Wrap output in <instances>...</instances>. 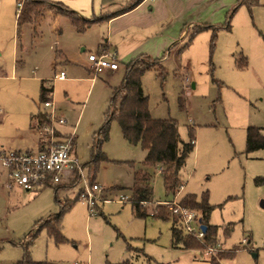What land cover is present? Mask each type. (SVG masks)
Returning <instances> with one entry per match:
<instances>
[{
  "label": "rangeland",
  "instance_id": "374dc122",
  "mask_svg": "<svg viewBox=\"0 0 264 264\" xmlns=\"http://www.w3.org/2000/svg\"><path fill=\"white\" fill-rule=\"evenodd\" d=\"M148 17L151 28L146 34L138 31L137 45L151 47L149 57L160 61L164 75L146 71L141 86L151 118L175 120L182 142H188L190 135L194 138V148L179 172L183 186L172 196L166 193L162 176L151 170L152 199L142 207L149 215L135 217L128 199H120L128 196L127 187L134 171L142 167L144 151L139 145H128L112 121L109 139L102 146L109 161L99 165L94 178L105 189L96 206L90 211L78 197L85 183L97 184H90L86 177L58 195L62 201L77 194L61 219L62 243L49 238L45 227L33 240L26 237L38 220L44 219L43 224L59 211L53 189L25 191L16 185L4 186L7 182L0 177V264H16L25 249L33 261L53 264H209L208 254L220 248L232 254L219 264H264V208L260 206L264 149L245 152L246 129L264 128V0L251 9L237 0H156ZM60 20L68 24L63 17H46L35 28L24 25L19 32L12 20L5 19L0 26V110L8 117L0 123V141L20 135L29 114L45 111L38 99L39 80L44 78L52 85L50 100L56 114L65 119L57 127L65 135L76 136L72 152L82 165L90 158L93 132L103 124L113 89L120 85L125 64L131 60L123 61L112 50L116 72L89 80L87 55L95 52L105 25L83 34L69 21L85 38V52L70 44L71 62L53 71L56 43H69L66 34L59 38L54 29L61 27ZM227 24L229 31L224 29ZM194 25L207 28L196 32ZM154 38L157 44L152 47ZM240 56L246 61L242 70L235 64ZM79 70L83 76L74 73ZM55 71H63L66 79L55 80ZM0 170H6L1 162ZM204 193L214 207L209 223L216 227V245L199 253L172 247L171 223L151 213L158 204H165L158 202H179L189 194L200 199ZM129 244L142 251L129 252Z\"/></svg>",
  "mask_w": 264,
  "mask_h": 264
},
{
  "label": "trees",
  "instance_id": "16d2710c",
  "mask_svg": "<svg viewBox=\"0 0 264 264\" xmlns=\"http://www.w3.org/2000/svg\"><path fill=\"white\" fill-rule=\"evenodd\" d=\"M21 2V9L17 14L16 26L17 31L26 24H34L46 10L58 9L64 15L68 16L76 29L81 32L84 31L91 23L76 18L72 12L64 11L61 4L49 2L47 0H17ZM258 0H240V5H245L251 9L257 5ZM120 13V12H117ZM116 15V14H113ZM204 28H195L198 32ZM229 30V24L224 28ZM236 67L242 70L246 61L240 56V59L235 62ZM149 70H154L160 77H163L164 70L161 67L158 59H150L146 57H139L131 60L125 65V73L122 82L115 87L109 101V107L104 115L103 124L94 132L90 147V158L83 164V169L86 172V178L90 184L94 183L95 175L99 170V165L102 162L109 160L102 151V145L109 139L110 124L116 121L123 139L129 145H139L144 151L145 156L141 163V169H138L133 174V182L129 188L128 201L131 203L135 217L145 218L149 214L145 213L142 207L149 204L152 199V173L149 169H156L162 167L161 176L165 191L175 194L182 187V180L179 175L183 168L186 158L194 148V138L190 135L188 142H182L178 133L177 122L173 119H153L148 111V97L144 95L141 88V77ZM52 87H46L44 83L41 84L39 102L44 103L50 101ZM33 118L37 119L38 124L46 121V113L38 111ZM264 149V128L248 127L246 129L245 138V152ZM133 165V164H132ZM75 180H80L75 172H70ZM64 175L62 176V178ZM62 180V179H61ZM259 183L263 179L258 180ZM61 182L54 184V201L57 204L59 211L48 218V220L40 224L39 227L27 234V239L33 240L36 233L45 227L48 237L53 239L56 243H62L65 238L61 233V219L65 212H67L77 197L73 200H66L61 202L58 198V190ZM47 187H51L50 185ZM46 188V187H45ZM177 205L185 210L192 211L196 214L197 222L204 225L206 230L201 240L195 238L193 235L184 233L180 218L167 209L166 205L158 204L155 211L150 216L160 219L162 221H172V246L181 247L183 249L202 250L210 246L216 245V227L209 224L210 214L214 207L208 203L207 195L204 193L200 199L195 195L184 196ZM128 250H132L128 245ZM140 251V250H139ZM232 252L225 250H216L215 254L210 255L209 264H219L221 259L230 256ZM16 264H53L47 261L36 262L33 261L25 249L24 255ZM119 264H131L125 261Z\"/></svg>",
  "mask_w": 264,
  "mask_h": 264
},
{
  "label": "crops",
  "instance_id": "0c3cea01",
  "mask_svg": "<svg viewBox=\"0 0 264 264\" xmlns=\"http://www.w3.org/2000/svg\"><path fill=\"white\" fill-rule=\"evenodd\" d=\"M47 1L61 4L64 11L72 12V14L76 18H79V19L84 20V21L93 22L84 30L85 32L83 31L84 33L81 31V33H83V34H85L89 30L98 29V28H94V27H104V25H105L106 33H104L105 35H103V33H102L101 37L97 38V43L94 47L95 51H97L98 48H100V47H103V48L107 49L108 51L114 50L119 54L120 59H122L125 62L139 58V57L150 58L149 56H153V53H152L153 51H150L151 47H146V48H148V50H149L148 51L147 49L140 48L137 45V42L140 41V39L137 40V38L140 37L138 35V31H143L146 34L145 30L151 28V20L149 19L148 16L150 13L153 12L155 4H156V0H47ZM237 2L239 3L240 0H237ZM18 3H21V2H19L17 0H0V26H2V24H4V20L7 19L8 23L9 22L11 23V20H12L14 26L17 27L16 26L17 14H18L19 10L21 9V7L20 8L18 7ZM14 6H16L15 13H13ZM117 12H120V13H117ZM113 14H116V15H113ZM46 17L55 18V19H57V17H63L64 19H66L68 21V24H66V22H63V20H60L61 22H59V24L61 27L54 28V29L59 31V33H58L59 38H63L65 36V34L69 38V43H65V42L62 43L59 40L56 43L57 52L55 53V57L53 59V62L51 63L52 69L54 71L58 65L71 62L70 44L72 46H74L75 48L79 49L80 53L85 52V47H84L85 38H82V36H80V33L76 32L74 30V27L72 25H70V22H71L70 18L68 16L62 14V13H59V11H57V9H50V10L44 11V13H42L40 18L34 24H26V25H31L35 28L37 25H39L40 22H43ZM118 22H120L121 24H116ZM193 28H204V25H194ZM63 29H64V33H63ZM229 30H227V31H229ZM133 40H135V42H133ZM152 41L153 42H152L151 46L155 47L157 44V41L155 42V38ZM150 59H152V58H150ZM86 68H87V66H86ZM86 71L90 74L89 80L93 81L97 75H93L89 71L88 68ZM107 71H109V70H106L104 72H107ZM110 72H116V70L110 71ZM55 73H58V72L55 71L53 76L55 75ZM74 73L80 74L81 76L84 75V72H82V70L75 71ZM36 78L39 79L40 77H36ZM65 79H66V76H65ZM83 79H86V78H84V77L75 78V80H83ZM64 80H57V81H64ZM42 83H44V85L46 87H49V86L52 87L51 83H48L44 78H41L39 80V85H38V99H39L40 87H41ZM141 88H142V86H141ZM142 91H143V89H142ZM40 112H44V111H40ZM35 114L34 113L29 114V117H28L27 122L25 123V126H21V130L19 131V132H21L20 135H18L17 137H15L13 139H8L7 141H0V153L6 152L9 150L34 151L35 152L41 148V144L43 143V140L45 139V137L41 136L38 132L37 126L39 124L37 122V119L32 117ZM7 118H8L7 114L3 113L0 110V123H2L3 121L5 122L7 120ZM58 131L60 134L66 136L65 134H63L59 130V128H58ZM94 132H93V134H94ZM71 137H73V143H72V151H73L75 144H76V136H74V134H71ZM26 145H28L29 147H27ZM22 147H27V148L21 149ZM72 156H74L73 152H72ZM144 156H145V153H144ZM81 166H83V164ZM139 169H141V168H139ZM151 170L152 169H149L150 172H151ZM154 170L157 171L161 175L162 167H157ZM135 171H137V170H135ZM83 175L85 178L86 172L84 169H83ZM0 177H3L2 179L4 180V182H7V184L4 183V186L6 185L8 187H12L13 184H11L9 179H8L7 170H3V171L0 170ZM73 178L74 177L71 175L70 172H66L64 174V177L60 181L61 186L58 190V195L61 191L68 190L71 187H73V184L77 181V180L74 181ZM1 180H0V183L2 182ZM132 182H133V176H132ZM95 183H97V182H95ZM131 185H132V183H131ZM131 185L129 187H127L128 188V196L130 194L129 188L131 187ZM50 186L53 189V199H54V186H52V185H50ZM182 186H183V184H182ZM110 188H112V187H110ZM110 188H108V189L110 190ZM113 188H114V190L119 189V187H117V186H113ZM166 193H168V192H166ZM168 194H171V193H168ZM175 194H171V195L174 196ZM76 195L73 199L76 198ZM58 198H59V196H58ZM73 199L64 198L62 201L60 199L59 200L61 202H65L66 200L71 201ZM171 202H174V201L169 200V201H161L158 203H171ZM175 203H178V202H175ZM132 210L134 211L133 207H132ZM97 211L99 213V208H97ZM133 213L135 216V211ZM52 215H54V214H52ZM52 215L47 216V218H45V219H48ZM42 220H44V219H40L37 221V223H35L34 228L31 230V232L35 231L39 227L38 224ZM169 222L171 223L170 238H171V245H172L171 230H172L173 225H172L171 219L169 220ZM175 248H177V247H175ZM139 250L142 251L141 249H135V248H132V250H130V251L128 250V251L129 252L135 251L136 253H140ZM205 254H208V253L206 252ZM208 255L210 257L211 254H208ZM123 262H125V261H123Z\"/></svg>",
  "mask_w": 264,
  "mask_h": 264
},
{
  "label": "built area",
  "instance_id": "2783aa9c",
  "mask_svg": "<svg viewBox=\"0 0 264 264\" xmlns=\"http://www.w3.org/2000/svg\"><path fill=\"white\" fill-rule=\"evenodd\" d=\"M21 7V3H18ZM87 68L93 75H98L106 70L115 71L118 66L116 54L100 47L97 51L87 55ZM55 80H64L65 73L59 71L54 75ZM45 108L46 121L37 126L38 132L45 139L41 148L37 151H6L0 153L1 165L7 170L11 184L25 191H38L49 185L61 181L66 172H75L81 179H85L83 168L72 156L71 134L66 137L59 133L57 126L65 124V119L56 114L51 101L42 103ZM50 110V111H48ZM86 182V181H85ZM79 194V199L85 201L90 211L96 206L97 197L103 193L98 184H84ZM122 197L120 201H125ZM167 209L178 215L184 233L193 235L195 238H203L204 232L200 230L196 214L180 208L177 203H165ZM214 250L209 249L208 253Z\"/></svg>",
  "mask_w": 264,
  "mask_h": 264
},
{
  "label": "water",
  "instance_id": "95a60500",
  "mask_svg": "<svg viewBox=\"0 0 264 264\" xmlns=\"http://www.w3.org/2000/svg\"><path fill=\"white\" fill-rule=\"evenodd\" d=\"M260 206H261L262 208H264V201H261ZM199 227H200V230H201L202 232H205L206 227H205L204 225H200Z\"/></svg>",
  "mask_w": 264,
  "mask_h": 264
}]
</instances>
